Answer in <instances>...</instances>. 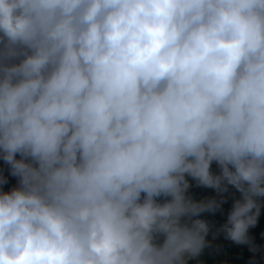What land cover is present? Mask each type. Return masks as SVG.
I'll return each mask as SVG.
<instances>
[{
  "label": "clouds",
  "instance_id": "1",
  "mask_svg": "<svg viewBox=\"0 0 264 264\" xmlns=\"http://www.w3.org/2000/svg\"><path fill=\"white\" fill-rule=\"evenodd\" d=\"M0 157V264H215L228 185L255 253L264 0H0Z\"/></svg>",
  "mask_w": 264,
  "mask_h": 264
},
{
  "label": "trees",
  "instance_id": "2",
  "mask_svg": "<svg viewBox=\"0 0 264 264\" xmlns=\"http://www.w3.org/2000/svg\"><path fill=\"white\" fill-rule=\"evenodd\" d=\"M16 158L19 159V154H16ZM210 170L215 174L219 173V168L215 161L211 163ZM0 177L7 178L6 184H0V191H8L17 184V178L10 175L9 166L3 161L2 157H0ZM185 178L190 184L185 194L191 196L193 200L199 201L212 197L220 198L215 189L197 185L196 181L187 174H185ZM141 195L143 196L144 194L142 193ZM222 195L226 197L221 205L222 212L218 210L215 213L204 212L199 215L200 219H204L210 225V231L206 239L211 242L209 247H206L201 254L215 264H264V235H262L264 233V197L258 198L261 203V210L257 223L248 230L253 243L257 246V251L253 253L249 251V245L236 244L226 240L222 233L213 239L212 231H215L216 228L224 223L233 200L239 198L240 193L232 185H228V191ZM157 199L163 202L164 199H170V197H157ZM188 264H190V261H188Z\"/></svg>",
  "mask_w": 264,
  "mask_h": 264
}]
</instances>
